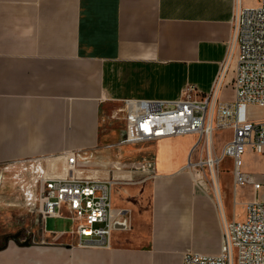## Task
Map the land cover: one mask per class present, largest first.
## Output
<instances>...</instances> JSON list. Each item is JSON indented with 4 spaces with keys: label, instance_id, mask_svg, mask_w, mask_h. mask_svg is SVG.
I'll return each instance as SVG.
<instances>
[{
    "label": "crops",
    "instance_id": "1",
    "mask_svg": "<svg viewBox=\"0 0 264 264\" xmlns=\"http://www.w3.org/2000/svg\"><path fill=\"white\" fill-rule=\"evenodd\" d=\"M234 6V0H0V164L41 159L49 177H65L71 172L64 153L74 151L72 175L109 184L115 219L108 248H99L80 244L71 221L69 231L47 230L46 218L28 239L2 245L0 264H181L184 252H219L222 219L238 218L219 184L221 212L194 184L186 165L195 137L132 151L120 145L123 122L111 115L122 100H176L187 85L207 94L226 53ZM230 79L218 101L228 100ZM228 140L215 148L213 139V149ZM254 197L243 187L231 200Z\"/></svg>",
    "mask_w": 264,
    "mask_h": 264
},
{
    "label": "built area",
    "instance_id": "2",
    "mask_svg": "<svg viewBox=\"0 0 264 264\" xmlns=\"http://www.w3.org/2000/svg\"><path fill=\"white\" fill-rule=\"evenodd\" d=\"M238 1L234 0L224 59L207 94L201 95L195 86L187 85L176 100H122L111 115V119L123 122L120 145L193 135L195 142L186 165L189 171L201 162L191 161V154L202 157L205 152L201 164L209 169L214 184L211 171L217 180L215 170L223 159H229L233 189L251 187L255 192V197L243 204L240 219H222L218 253L184 252L181 264H264V117L252 116L253 109H264V0H258L255 7H240ZM230 71L232 97L218 101ZM222 129H229L231 136L216 152L214 134ZM246 152L260 157V177L244 169ZM63 158L71 174L40 176L37 212L43 220L71 221L70 233L84 239L80 244L108 248L115 225L109 184L72 175L76 152L67 151ZM197 181L199 185L201 180ZM212 197L220 211L214 188Z\"/></svg>",
    "mask_w": 264,
    "mask_h": 264
},
{
    "label": "rangeland",
    "instance_id": "3",
    "mask_svg": "<svg viewBox=\"0 0 264 264\" xmlns=\"http://www.w3.org/2000/svg\"><path fill=\"white\" fill-rule=\"evenodd\" d=\"M232 75L233 72L230 71L229 76L231 77ZM223 93L228 96V100L232 97V91L229 86L224 89ZM252 116L264 117V109H253ZM230 136L231 133L228 129L216 131L214 134L215 148L218 146V140L223 142L226 139H230ZM148 145V143H139L133 145L131 150H137L138 152V150ZM215 151L218 152V150ZM244 155L243 159L246 169L255 173L256 177H260V157L249 152H246ZM205 158V152H203L202 157L199 154L192 153L191 161L199 163L201 160V162L196 169H190V171L193 175H196L195 178L192 175L194 184L212 196L213 184L211 183L210 171L206 165L201 164L205 161ZM41 163V159H32L29 161L0 164V247L3 245L5 236L20 232L18 239L26 240L29 237L27 235L28 232L32 230L40 231L42 228L43 219L37 212V187L40 176L48 175L44 173ZM231 167L232 163L226 159L221 164L219 171L216 169L215 173L217 182L221 188L223 202H225L226 207L230 211L234 209L237 218L240 219L243 204L240 202L232 203L231 200L232 195L237 191L233 189L232 177L230 176ZM211 173L215 176L214 172ZM197 180H201L199 185L196 183L198 182ZM70 226L69 220L60 218H48L45 223L46 229L51 231H69ZM8 229H11L10 233H7L6 230Z\"/></svg>",
    "mask_w": 264,
    "mask_h": 264
},
{
    "label": "water",
    "instance_id": "4",
    "mask_svg": "<svg viewBox=\"0 0 264 264\" xmlns=\"http://www.w3.org/2000/svg\"><path fill=\"white\" fill-rule=\"evenodd\" d=\"M19 236H20V232H18L16 234L9 235V236H6L4 238V244H3L2 247L4 248L10 240L13 241V242H15L16 244H18V238H19ZM19 245L20 246H27L28 245V241H24V242L20 243Z\"/></svg>",
    "mask_w": 264,
    "mask_h": 264
},
{
    "label": "bare ground",
    "instance_id": "5",
    "mask_svg": "<svg viewBox=\"0 0 264 264\" xmlns=\"http://www.w3.org/2000/svg\"><path fill=\"white\" fill-rule=\"evenodd\" d=\"M194 170V169H193ZM211 172H213V170L211 171ZM212 174V173H211ZM192 175H193V173H192ZM194 176V178L196 177V175L194 174L193 175ZM213 176V178H214V184L212 185L213 186V188H214V192H215V195H216V198H217V200H218V202H219V208H220V212H221V205H220V192H219V188H218V183H217V180L215 179V176L214 175H212ZM221 217L223 218V216H222V214H221Z\"/></svg>",
    "mask_w": 264,
    "mask_h": 264
}]
</instances>
